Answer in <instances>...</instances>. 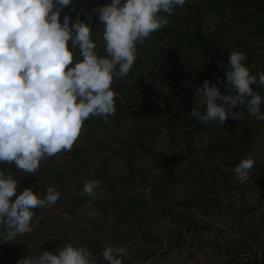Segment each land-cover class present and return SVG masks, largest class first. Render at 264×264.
<instances>
[{"label": "trees", "instance_id": "obj_1", "mask_svg": "<svg viewBox=\"0 0 264 264\" xmlns=\"http://www.w3.org/2000/svg\"><path fill=\"white\" fill-rule=\"evenodd\" d=\"M109 3L70 0L60 10L61 24L66 15L70 26L77 18L90 24L99 56L107 53L95 9ZM168 19L137 43L127 76H114L107 121L90 116L71 151L41 160L34 174L0 163L18 194L30 187L43 198L50 186L60 193L51 207L33 209L30 233L3 241L0 225V264L68 243L90 250L95 264H108L102 252L110 245H127L123 264H264V120L244 105L233 109L243 119L229 115L224 125L189 116L206 110L202 97L194 102L206 79L236 94L222 83L232 51L246 54L251 75L264 71V0H185ZM252 87L264 113V86ZM246 157L254 165L240 183L233 169ZM93 179L102 193L82 194Z\"/></svg>", "mask_w": 264, "mask_h": 264}, {"label": "clouds", "instance_id": "obj_2", "mask_svg": "<svg viewBox=\"0 0 264 264\" xmlns=\"http://www.w3.org/2000/svg\"><path fill=\"white\" fill-rule=\"evenodd\" d=\"M70 0H0V163L15 164L28 174L38 171L41 160L71 151L90 116L108 117L115 113L113 78L127 76L137 56V43L169 24L174 6L185 0H111L95 11L103 25L107 55L99 56L91 37V26L79 18L60 22V10ZM74 7V6H73ZM55 9V10H54ZM164 13L166 15H162ZM91 20V17H89ZM71 41V48L68 42ZM74 52L80 59L74 63ZM242 51H232L223 85L235 95L206 79L195 90L206 106L189 112L202 123L224 125L243 114L233 111L244 105L248 113L264 120L261 96L252 85L264 86V71L251 75ZM220 67L224 69L222 62ZM219 79V78H217ZM254 165L243 158L233 169L235 179L244 183ZM103 191L101 181H85L82 194L96 197ZM60 197L54 187L41 198L30 187L17 193V181L0 170V225L3 241L30 233L33 209L51 207ZM14 198V199H13ZM98 215L96 210L89 212ZM127 245L107 246L102 257L108 264H123ZM86 247L64 244L57 252L44 251L26 256L17 264H95Z\"/></svg>", "mask_w": 264, "mask_h": 264}]
</instances>
